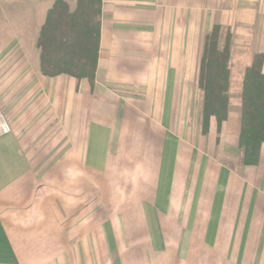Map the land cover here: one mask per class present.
I'll return each instance as SVG.
<instances>
[{
  "label": "crops",
  "instance_id": "obj_1",
  "mask_svg": "<svg viewBox=\"0 0 264 264\" xmlns=\"http://www.w3.org/2000/svg\"><path fill=\"white\" fill-rule=\"evenodd\" d=\"M57 1L0 0V264H264V145L239 165L241 100L203 135L187 96L214 26L244 81L264 0H102L93 85L41 73Z\"/></svg>",
  "mask_w": 264,
  "mask_h": 264
},
{
  "label": "trees",
  "instance_id": "obj_2",
  "mask_svg": "<svg viewBox=\"0 0 264 264\" xmlns=\"http://www.w3.org/2000/svg\"><path fill=\"white\" fill-rule=\"evenodd\" d=\"M102 0H77L71 12L64 0L49 11L37 46L41 51V73L61 75L93 85L101 40ZM232 35L214 26L205 37L198 88L203 94L202 133L207 135L211 119L218 132L227 121L230 108V61ZM264 54L254 56L247 68L241 93V131L238 148L241 165L258 166L264 145Z\"/></svg>",
  "mask_w": 264,
  "mask_h": 264
},
{
  "label": "rangeland",
  "instance_id": "obj_3",
  "mask_svg": "<svg viewBox=\"0 0 264 264\" xmlns=\"http://www.w3.org/2000/svg\"><path fill=\"white\" fill-rule=\"evenodd\" d=\"M226 6V5H224ZM221 5L220 7H224ZM234 80L232 81V90L230 92V96H232L233 103L238 102V99L241 100V93H242V86H243V79H241V82H239V78L237 76H234ZM187 96L188 99L192 102V107L196 106L199 103L200 96H203L202 93L196 90V86L194 85H188L187 86ZM198 107V106H197ZM195 117V116H194ZM194 117L192 118L194 120ZM193 124V121H192ZM241 165V164H239ZM239 165L230 163L231 167H238Z\"/></svg>",
  "mask_w": 264,
  "mask_h": 264
}]
</instances>
